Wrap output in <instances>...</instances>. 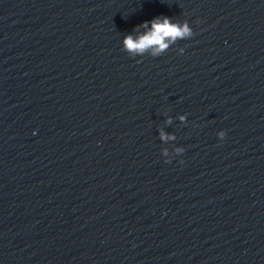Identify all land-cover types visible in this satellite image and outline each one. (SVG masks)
Instances as JSON below:
<instances>
[{
    "label": "water",
    "instance_id": "95a60500",
    "mask_svg": "<svg viewBox=\"0 0 264 264\" xmlns=\"http://www.w3.org/2000/svg\"><path fill=\"white\" fill-rule=\"evenodd\" d=\"M161 16L194 35L140 55L82 264H264V0H150Z\"/></svg>",
    "mask_w": 264,
    "mask_h": 264
},
{
    "label": "clouds",
    "instance_id": "9594fccd",
    "mask_svg": "<svg viewBox=\"0 0 264 264\" xmlns=\"http://www.w3.org/2000/svg\"><path fill=\"white\" fill-rule=\"evenodd\" d=\"M145 29V31L134 38L132 35L125 36L123 40L124 49L132 55H143L146 52L151 53L153 56L161 55L167 50L171 43H175L178 39L191 38L194 33L188 22L173 23L170 17L161 16L152 19L151 21H145L137 27ZM180 120L183 121L184 117L181 116ZM226 136L225 131L219 133V137L223 140ZM162 140L174 139L172 136H168L161 132ZM178 153L184 151L183 149H176ZM167 155V151H165ZM183 163V161H180ZM165 163H171V161H165Z\"/></svg>",
    "mask_w": 264,
    "mask_h": 264
}]
</instances>
